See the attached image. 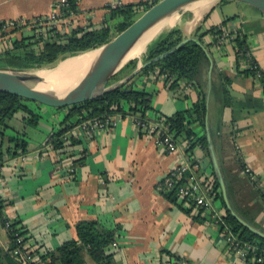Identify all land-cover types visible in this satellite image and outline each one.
<instances>
[{"label":"crops","instance_id":"1","mask_svg":"<svg viewBox=\"0 0 264 264\" xmlns=\"http://www.w3.org/2000/svg\"><path fill=\"white\" fill-rule=\"evenodd\" d=\"M119 1L133 5L145 0ZM57 2L0 0V23L6 22L7 27L17 22L33 25L34 19L48 17ZM110 2L79 0L66 32L118 22L111 18ZM175 27L184 38H196L197 29L204 32L212 27H223L229 34L240 33L264 77V14L254 7L235 0L217 1L199 16L191 10L181 14ZM28 30L22 29L15 39L30 36ZM202 45L212 65L210 69L207 58L196 85L181 83L172 90L165 77L156 72L139 73L130 84L151 95L148 117L155 122L159 117L191 109L199 92L205 95L210 89L208 126L228 200L237 214L264 234V88L259 79L244 73L246 61L238 64L231 42L215 44L207 35ZM135 68L130 67L116 79L127 77ZM25 104L40 116H48V122L39 128L41 123H37L30 133L21 114L10 121L14 132L24 133L28 146L25 154L13 159L4 157L0 165V201L4 218L17 224L26 249L34 256L30 263L38 261V252L54 251L76 239L78 223L96 221L115 235L107 248L113 264H171L175 256L192 264H256L242 261L231 251L225 235L205 212L196 220L201 210L192 209L188 214V206L179 201L171 203L158 191L163 179L183 163L195 161L198 178L212 180L209 154L200 145L194 146L190 157L186 152L188 143L179 137L174 140L178 150L169 154L159 145V135L137 128L126 113L113 129L91 136L85 135L79 124L74 125L65 134L67 146L53 150L45 145L62 127L66 111ZM190 129L196 138H206L205 127L199 122L192 123ZM14 132L5 134L14 136ZM244 167L255 173V184ZM223 204L219 200L212 203L219 210ZM9 245L7 230L0 221V247L7 251ZM83 259V264H96L87 254Z\"/></svg>","mask_w":264,"mask_h":264},{"label":"trees","instance_id":"2","mask_svg":"<svg viewBox=\"0 0 264 264\" xmlns=\"http://www.w3.org/2000/svg\"><path fill=\"white\" fill-rule=\"evenodd\" d=\"M225 1L227 0H221L220 2ZM157 2L158 0H154L151 5ZM78 3L79 0H68L67 9L62 13L76 14ZM151 5L143 1L110 9L112 20H118V22L104 23L100 26L91 25L87 28L75 27L67 32H60L58 27L53 25L44 23L38 26L33 23H31L33 25H30L28 22H23L24 25L22 26L16 23H8L11 26L8 28L11 29L7 30L5 29L7 23L1 22L0 47L2 46V48H0V69L20 72L43 69L51 67L58 61L68 57L97 49L128 28L135 21V15L145 12ZM185 16L189 18L190 14ZM27 27L28 31H31L30 36L21 35L15 39V36ZM223 34V27H212L204 32L197 29L194 32V37L202 44L203 38L211 35L214 43L217 44ZM229 35L232 36L230 42L235 48L238 64L241 61L248 60L246 56L248 48L245 37L238 32ZM184 39L181 30L177 27L161 34L148 46L145 59L153 60L163 55ZM206 64L207 56L203 48L193 41H188L173 53L142 69L140 74L156 72L157 75L164 76L167 85L174 90L179 88L181 83L196 85L200 70ZM135 65L136 60H132L119 74L110 80L109 84L116 81L118 75ZM244 73L251 77L255 76V73L249 69H246ZM259 80L264 88V77L261 73ZM26 102L31 103L19 96L0 92V165L4 163V157L13 159L27 152L28 141L25 139L24 133L14 132L10 126V121L18 113L21 114L24 127L36 126L40 115L31 110L25 104ZM151 110V95L133 89L129 82L97 99L65 109H57V111H66L67 114L62 122V127L50 136L45 147L49 145L52 146L53 150L64 149L67 146V140L64 138L66 132L74 125L85 120L110 117L114 114L125 115L126 113L138 114L141 120H148ZM206 112L205 95L199 92V99L191 109L177 112L170 117H159L160 122L163 121V125H165L166 130L172 135L174 140L179 137L185 138L188 143L186 152L190 157L195 145H200L204 152L208 154L206 138L204 136L196 138L194 132L190 129L191 124L194 122H199L205 127ZM74 118L76 119L75 123L71 121ZM9 130L14 132V136H6L5 132ZM194 164H196L195 161L192 162V165ZM208 195L212 203L219 200L223 204L220 186L214 173L210 181ZM164 196L171 203H176L174 192L164 193ZM260 196L263 198L262 193H260ZM187 208L186 213L192 210L191 206ZM3 210L4 204L0 201V221L2 225L5 222ZM217 210L222 213V220L225 225L240 241L250 245L257 254L264 256L263 238L239 224L224 204L220 210ZM201 212L202 210L197 213L194 219L198 220L201 218ZM75 231L76 239L64 242L54 251L38 252L36 254L38 255V261L29 264H83L84 254H87L96 264H113V256L107 250L109 245L115 240L113 231L102 228L96 221H82L76 225ZM7 233L10 245L7 251L0 247V264H21L12 256V251L17 247L16 238L23 236L21 230L15 222H12ZM171 264L192 263L175 256Z\"/></svg>","mask_w":264,"mask_h":264},{"label":"water","instance_id":"3","mask_svg":"<svg viewBox=\"0 0 264 264\" xmlns=\"http://www.w3.org/2000/svg\"><path fill=\"white\" fill-rule=\"evenodd\" d=\"M201 1L206 0H159L148 10L143 12L141 16L137 18L128 28L119 33L108 43L104 44L103 46L97 49L73 56L78 57L79 55H83L86 53H97L96 58L91 63V65H89L85 70L77 71L69 78V80L73 83L72 85H69L61 95H52L36 88V84L38 82L45 81L44 78L36 75V72L40 71L41 69L22 72L12 71L9 69H0V92L19 96L23 99L30 101L31 103H36L39 106H45L55 110L65 109L86 101L97 99L103 96L104 94L113 91L116 88L126 85L134 77H136L142 69L152 64L153 62L173 53L188 41H193L203 48L210 62L211 69L212 63L210 60V55L197 38H185L173 49L153 60L145 59L144 61H142V54L136 58L131 57L136 47L140 44L144 36L151 28H153L155 25L162 22L163 20L172 17L181 9ZM214 1L217 2L221 0H213V2ZM235 1L246 3L264 14V0ZM161 34H159L157 37H159ZM154 40L148 43L144 53L147 51L148 46ZM69 58H66L65 60ZM132 60H136L137 63L135 70L127 77L109 84L110 80L114 78L117 74H119ZM209 96L210 89L205 94V104L207 110L205 117L207 149L213 173L220 186L223 201L227 210L231 213L232 217L239 224L264 239V234L254 228L251 223L247 222L242 216L237 214L233 210L228 200L223 174L220 169V165L218 163L209 132Z\"/></svg>","mask_w":264,"mask_h":264},{"label":"built area","instance_id":"4","mask_svg":"<svg viewBox=\"0 0 264 264\" xmlns=\"http://www.w3.org/2000/svg\"><path fill=\"white\" fill-rule=\"evenodd\" d=\"M153 1L154 0H145L144 2L151 5ZM67 6L68 0H58V2L55 4L54 10L48 17L34 19L33 24L39 26L45 23L58 27L60 32H66V29L69 25V18L74 15L68 12L64 14L62 13L65 11V9H67ZM122 6L123 3L119 0H111L109 4L110 9H115ZM22 23L23 22H17L16 24L21 25ZM5 29H8V27L6 26ZM230 40H232V36L224 31V34L218 43H223L226 41L230 42ZM246 56L249 61L246 60L245 67L255 73L254 78L259 79L260 72L257 69L256 64L252 62L253 60L250 58L249 53H247ZM127 114L129 117L131 115V118L137 128L146 130L152 135H159L158 143L164 149V151L169 154L176 153L178 150L177 144L172 138L171 134L166 130L165 125L160 123L161 120H157V122L153 121V119L141 120L138 114ZM121 119V114H114L110 117L93 118L79 123V129L85 135L91 136L96 132H104L113 129ZM196 168L197 166L192 165V162L183 163L179 166H176L163 179L162 183L158 187V191L163 194L174 192L176 202L179 201L183 205L191 206L193 212L202 210L203 212L207 213L208 218L213 223V225L225 235V240L230 246L231 251L242 261L246 262L249 260L256 264H264V256L257 254L255 249H253L250 245L240 241L225 225L222 220V213L213 207L211 198L208 195L210 182L201 181L196 174ZM244 172L251 182L257 181L255 173H253L249 168L244 167ZM11 224L12 222L5 218V222L3 224L4 229L8 230ZM16 242L17 247L12 251V256L21 264H29L33 260V257L29 250L26 249L23 237H17Z\"/></svg>","mask_w":264,"mask_h":264},{"label":"bare ground","instance_id":"5","mask_svg":"<svg viewBox=\"0 0 264 264\" xmlns=\"http://www.w3.org/2000/svg\"><path fill=\"white\" fill-rule=\"evenodd\" d=\"M213 0L201 1L190 5L189 9L199 16L210 8ZM216 3V1H214ZM214 3V4H215ZM176 20L173 17L167 18L151 28L144 36L140 44L132 54V58L139 57L148 43L154 40L163 31L170 29ZM97 53H86L78 57H72L62 61L55 69H41L36 72L37 76L45 79L44 82H38L36 88L52 95H61L73 82L69 78L79 70H85L96 58Z\"/></svg>","mask_w":264,"mask_h":264},{"label":"rangeland","instance_id":"6","mask_svg":"<svg viewBox=\"0 0 264 264\" xmlns=\"http://www.w3.org/2000/svg\"><path fill=\"white\" fill-rule=\"evenodd\" d=\"M215 2H213V4H214ZM244 7H246V6H244ZM190 7L189 6H187V7H185V8H183V9H181L180 11H178L177 13H175L172 17L176 20V23L171 27V28H173L177 23H178V18H179V16L181 15V14H183V13H188V11L190 10L189 9ZM141 14H142V12H140V13H138V14H136L135 15V19L134 20H136L137 18H139L140 16H141ZM170 28V29H171ZM169 29H167V30H165V31H163L164 33L165 32H167ZM163 32H162V34H163ZM115 35V34H114ZM69 58V57H68ZM65 60V59H64ZM63 60H61V61H58L57 63H55L54 65H52L51 67H47V68H43V69H53V68H55L58 64H60L61 62H62ZM117 80V79H116ZM113 82H115V81H113ZM51 112H52V110H51ZM18 114H20V113H18ZM39 114V113H38ZM17 115H15L14 117H16ZM42 116V117H41ZM40 117H41V119H39V121H38V124H39V122L41 123L39 126H38V128L39 127H41L42 125H46V123L48 122V116H44V114H42ZM44 123V124H43ZM35 126H28V131L31 133V132H33L34 131V128ZM254 184H255V182H253ZM207 214V213H206ZM208 217V216H207Z\"/></svg>","mask_w":264,"mask_h":264}]
</instances>
